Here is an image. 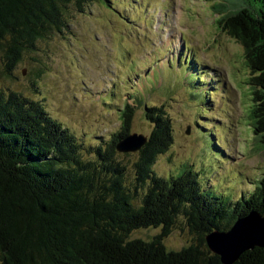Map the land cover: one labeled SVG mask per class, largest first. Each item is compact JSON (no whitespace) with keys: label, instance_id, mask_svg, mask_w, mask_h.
I'll list each match as a JSON object with an SVG mask.
<instances>
[{"label":"trees","instance_id":"trees-1","mask_svg":"<svg viewBox=\"0 0 264 264\" xmlns=\"http://www.w3.org/2000/svg\"><path fill=\"white\" fill-rule=\"evenodd\" d=\"M107 1L0 0L4 73L38 40L62 33L71 6L83 12L87 4ZM208 1L217 29L242 48L250 74L249 127L264 150V0ZM133 116L134 106L124 105L119 130L104 147L88 150L95 160H85L81 143L40 103L0 90V264H221L204 237L228 231L250 212L264 216V173L247 197L231 203L202 192L198 173L187 165L168 179L152 171L173 140L163 107L144 108L152 129L136 152L132 189L125 187L114 146L131 134ZM179 217L193 243L166 250L163 240ZM147 228L160 231L150 241L130 239ZM233 264H264V250L245 251Z\"/></svg>","mask_w":264,"mask_h":264},{"label":"rangeland","instance_id":"rangeland-1","mask_svg":"<svg viewBox=\"0 0 264 264\" xmlns=\"http://www.w3.org/2000/svg\"><path fill=\"white\" fill-rule=\"evenodd\" d=\"M210 6L208 0H108L83 12L71 6L67 28L25 50L10 74L0 53V90L40 103L81 143L85 160H95L89 151L119 130L124 105L134 106L130 133L146 137L152 125L144 108L163 107L173 140L152 171L168 179L187 165L202 192L233 203L264 173V150L249 127L242 48L217 29ZM136 159L137 153L113 157L129 189ZM159 231L135 230L130 239L150 241ZM191 243L179 217L163 245L178 251Z\"/></svg>","mask_w":264,"mask_h":264},{"label":"water","instance_id":"water-1","mask_svg":"<svg viewBox=\"0 0 264 264\" xmlns=\"http://www.w3.org/2000/svg\"><path fill=\"white\" fill-rule=\"evenodd\" d=\"M146 142V136L132 133L119 139L114 147L117 153H136ZM204 241L221 264H233L245 251L255 247L264 250V216L250 212L236 220L228 231H213L204 237Z\"/></svg>","mask_w":264,"mask_h":264}]
</instances>
